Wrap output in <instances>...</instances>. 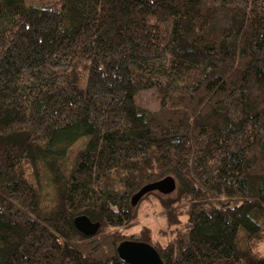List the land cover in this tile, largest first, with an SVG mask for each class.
I'll return each instance as SVG.
<instances>
[{"label": "trees", "instance_id": "1", "mask_svg": "<svg viewBox=\"0 0 264 264\" xmlns=\"http://www.w3.org/2000/svg\"><path fill=\"white\" fill-rule=\"evenodd\" d=\"M125 241L264 264V0H0V264H128Z\"/></svg>", "mask_w": 264, "mask_h": 264}, {"label": "water", "instance_id": "2", "mask_svg": "<svg viewBox=\"0 0 264 264\" xmlns=\"http://www.w3.org/2000/svg\"><path fill=\"white\" fill-rule=\"evenodd\" d=\"M177 183L173 177H166L158 182L143 187L131 198V204L136 206L147 194L157 191L165 195L176 191ZM76 228L88 237L97 234L101 224L94 223L86 216H79L74 221ZM120 258L128 264H164L157 250L150 244L135 241H125L118 247Z\"/></svg>", "mask_w": 264, "mask_h": 264}, {"label": "rangeland", "instance_id": "3", "mask_svg": "<svg viewBox=\"0 0 264 264\" xmlns=\"http://www.w3.org/2000/svg\"><path fill=\"white\" fill-rule=\"evenodd\" d=\"M81 145H82V142L78 143L75 146L74 151H77L78 147H80ZM139 211L141 213L139 220H141L142 222H143V217L145 215H150L148 219L143 222V225L148 226L153 231V239L157 240L159 238L158 231L161 228L163 229V227L165 226V220L161 216H154L153 215L154 210L153 208L149 209V204H146V203L142 204Z\"/></svg>", "mask_w": 264, "mask_h": 264}, {"label": "bare ground", "instance_id": "4", "mask_svg": "<svg viewBox=\"0 0 264 264\" xmlns=\"http://www.w3.org/2000/svg\"><path fill=\"white\" fill-rule=\"evenodd\" d=\"M151 194V193H150ZM146 243V242H145Z\"/></svg>", "mask_w": 264, "mask_h": 264}]
</instances>
